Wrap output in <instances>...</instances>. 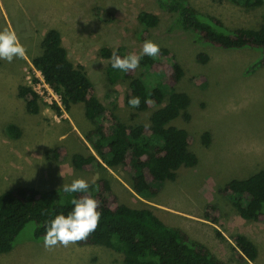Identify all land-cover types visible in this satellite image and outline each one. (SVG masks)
I'll return each instance as SVG.
<instances>
[{"label":"rangeland","instance_id":"obj_1","mask_svg":"<svg viewBox=\"0 0 264 264\" xmlns=\"http://www.w3.org/2000/svg\"><path fill=\"white\" fill-rule=\"evenodd\" d=\"M189 2L201 13L219 19L227 30H258L264 23V5L245 8L231 0ZM143 12L160 18L149 34L142 32L138 20ZM175 18L156 0H0V30H15L27 50L23 59L0 60V195L15 188L62 189L76 178L89 185L106 178L112 198L120 204L150 208L166 225L182 229L227 264H264V222L242 219L235 200L221 193L230 181L264 170V67L246 74L260 52L201 43L191 33L170 30ZM51 29L61 33L70 60L85 68L100 101L129 125L148 124L155 109L137 113L127 103L129 80H109L110 61L101 57V49L118 52L124 48L139 55L146 40L168 49L170 56L162 59L158 76L162 79V74H170L171 60L184 70L176 88L191 98V120L179 118L174 125L191 134L190 149L197 155L198 165L182 168L174 182L152 183L157 194L147 197L133 191L130 176L121 168L104 165L105 170H77L73 156H96L85 138L96 127L86 118L83 104L67 111L60 99L62 114H56L52 96L43 88L32 60L42 54V41ZM201 54L209 61H199ZM144 72L139 66L136 77ZM20 86L38 90L41 86L46 91L38 115L27 112L26 100L19 96ZM10 126L20 135L11 133ZM206 133L211 136L208 146L203 142ZM212 205L218 210V224L205 219ZM33 230L34 223H29L12 251L0 254V264H123V254L99 245L77 243L46 249L43 240L33 238ZM216 230L226 239H219ZM237 233L256 245L259 258L255 263L237 258L230 240Z\"/></svg>","mask_w":264,"mask_h":264},{"label":"trees","instance_id":"obj_2","mask_svg":"<svg viewBox=\"0 0 264 264\" xmlns=\"http://www.w3.org/2000/svg\"><path fill=\"white\" fill-rule=\"evenodd\" d=\"M164 11L176 15L170 30L193 34L197 41L224 50L252 49L260 52L259 59L246 71L247 75L264 67V23L258 29L227 30L223 23L210 15L201 13L189 0H156ZM245 8H257L264 0H231ZM101 10H98V12ZM107 16V15H106ZM111 19L112 16H111ZM142 32L149 34L160 24L159 16L143 12L139 15ZM42 54L32 60L36 70L41 72L45 82L56 92L67 111L73 105L83 104L86 118L95 129L86 135L94 154L73 156L72 163L77 170L86 168L112 170L123 169L131 180L133 191L140 197L156 195L152 183L159 185L178 179L182 168H194L199 159L190 149L191 134L174 125L179 118L191 120L188 112L191 98L177 90L184 77L182 66L170 61V74L159 78L158 66L164 57L170 56L168 49L160 48L156 58L142 56L140 67L145 72L136 77V71L127 73L111 67L109 48H102L100 55L110 61L107 73L111 82L128 79L126 100L139 96L137 113L155 111L148 124L129 125L119 121L117 115L106 108L96 94V88L85 68L74 64L63 44L57 29L49 30L42 41ZM121 57L129 54L124 48L118 52ZM201 62L209 57L201 54ZM19 96L26 100V110L31 115L41 111L39 96L32 88L20 86ZM145 99L153 101L145 103ZM61 115V107L53 106ZM147 125V127H146ZM11 133L20 135L15 126ZM210 134L203 135L204 145H210ZM92 198L99 201L98 211L102 213L99 226L89 237L78 242L80 245H99L123 254V264H227L219 259L203 243L193 240L185 231L166 225L150 208L132 209L112 198L111 183L101 178L90 185ZM221 193L235 200L242 219L264 222V170L243 180H232ZM83 193H64L63 189L38 191L29 188H15L0 195V254L12 251L18 236L29 223H34L33 238L42 240L46 222L57 214H67L71 199ZM205 219L218 224L216 206H209ZM219 239L226 238L216 230ZM237 258L243 262L255 263L259 258L256 245L245 235L230 236Z\"/></svg>","mask_w":264,"mask_h":264},{"label":"clouds","instance_id":"obj_3","mask_svg":"<svg viewBox=\"0 0 264 264\" xmlns=\"http://www.w3.org/2000/svg\"><path fill=\"white\" fill-rule=\"evenodd\" d=\"M26 48L20 42L15 30L5 27L0 30V60L11 63L14 58L23 59L26 56ZM160 46L151 40L143 43L140 54L129 53L121 57L115 50L111 53V67L127 73L135 71L140 66L142 56L158 57ZM139 96H133L128 100L132 108L140 106ZM145 103L153 101L145 99ZM147 127V125H146ZM89 183L83 178H76L71 183H64V193H83L71 199L72 209L65 214H57L46 222L45 235L42 237L44 247L52 249L58 245L68 247L86 240L99 226L102 213L98 211L99 201L92 198L89 192Z\"/></svg>","mask_w":264,"mask_h":264},{"label":"built area","instance_id":"obj_4","mask_svg":"<svg viewBox=\"0 0 264 264\" xmlns=\"http://www.w3.org/2000/svg\"><path fill=\"white\" fill-rule=\"evenodd\" d=\"M39 73H40L39 78L43 82V88H45L47 90V92H49V95L52 96V99L54 101V102H51L52 105L54 106L55 104H57L58 106H61V103H60L61 97L56 92H54V90H52L50 88V86L45 82V79L42 76L41 72H39ZM41 89H42L41 86H40L39 90L37 88H33V91L39 96V98H42V96H44V93H46V91L41 90ZM61 102H62V100H61Z\"/></svg>","mask_w":264,"mask_h":264}]
</instances>
